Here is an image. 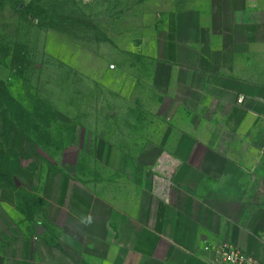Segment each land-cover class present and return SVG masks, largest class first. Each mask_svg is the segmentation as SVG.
I'll return each instance as SVG.
<instances>
[{"label": "crops", "instance_id": "crops-1", "mask_svg": "<svg viewBox=\"0 0 264 264\" xmlns=\"http://www.w3.org/2000/svg\"><path fill=\"white\" fill-rule=\"evenodd\" d=\"M173 36L157 56L178 67L154 86L181 112L157 116L172 122L171 143L145 182L108 149L98 182L47 197L43 241L20 225L22 244L4 245L0 214V264H213L206 246L222 243L264 262V0H203L179 13ZM164 155L173 169H159Z\"/></svg>", "mask_w": 264, "mask_h": 264}, {"label": "rangeland", "instance_id": "rangeland-1", "mask_svg": "<svg viewBox=\"0 0 264 264\" xmlns=\"http://www.w3.org/2000/svg\"><path fill=\"white\" fill-rule=\"evenodd\" d=\"M202 1L0 0V214L17 239L4 245L22 244L20 225L43 241L48 198L98 182L108 149L145 182L171 143L172 122L157 116L181 112L155 89L178 67L157 53L173 52L175 19ZM11 99L24 115H7Z\"/></svg>", "mask_w": 264, "mask_h": 264}, {"label": "built area", "instance_id": "built-area-1", "mask_svg": "<svg viewBox=\"0 0 264 264\" xmlns=\"http://www.w3.org/2000/svg\"><path fill=\"white\" fill-rule=\"evenodd\" d=\"M243 102H244V97H241L238 100V103L243 104ZM168 163H167V155H164L163 159H161L159 169L161 171L173 169L174 166L169 165ZM170 184L171 182L169 180L164 181V185H165L164 189L167 196H169L170 193ZM206 251L217 252L218 260L213 264H264V262L258 259L257 257L243 252L242 250H240L239 248L235 247L230 243H222L217 246L208 245L206 246Z\"/></svg>", "mask_w": 264, "mask_h": 264}, {"label": "trees", "instance_id": "trees-1", "mask_svg": "<svg viewBox=\"0 0 264 264\" xmlns=\"http://www.w3.org/2000/svg\"><path fill=\"white\" fill-rule=\"evenodd\" d=\"M3 91L5 92V94L8 95V92L6 93V89ZM10 98V97H9ZM11 102L13 103L12 105H10V109H9V112H7V115L11 117V119H16V116H17V112H21L22 115L25 114L24 110L20 107H14V100L11 99ZM16 106V105H15ZM19 110V111H18Z\"/></svg>", "mask_w": 264, "mask_h": 264}]
</instances>
